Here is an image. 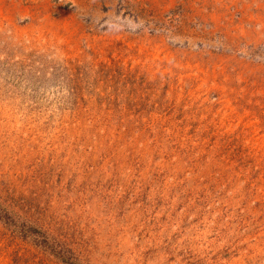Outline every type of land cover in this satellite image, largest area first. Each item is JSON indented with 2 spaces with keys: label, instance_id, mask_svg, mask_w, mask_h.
<instances>
[{
  "label": "rangeland",
  "instance_id": "1",
  "mask_svg": "<svg viewBox=\"0 0 264 264\" xmlns=\"http://www.w3.org/2000/svg\"><path fill=\"white\" fill-rule=\"evenodd\" d=\"M0 264H264V0H0Z\"/></svg>",
  "mask_w": 264,
  "mask_h": 264
}]
</instances>
